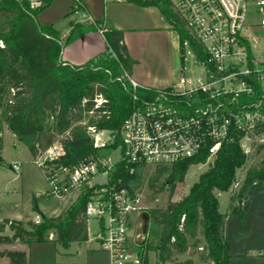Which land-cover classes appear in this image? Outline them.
I'll list each match as a JSON object with an SVG mask.
<instances>
[{
	"label": "trees",
	"instance_id": "16d2710c",
	"mask_svg": "<svg viewBox=\"0 0 264 264\" xmlns=\"http://www.w3.org/2000/svg\"><path fill=\"white\" fill-rule=\"evenodd\" d=\"M43 1L42 6L30 9L25 3L0 0V130L5 125L33 158L59 137L62 152L53 163L70 168L98 155L87 126L110 130L115 135L113 146L119 143L121 123L132 109L134 92L120 77L124 72L130 74L134 61L123 44L122 30L110 27L102 33L108 45L106 52L81 65L62 61L57 64L61 40L68 44L96 27L93 23H73L62 38L51 25L37 22L36 15L51 2ZM130 2L155 6L137 0ZM157 8L166 22L173 24L180 39L187 37L165 2L157 4ZM135 92L144 94L141 88ZM97 98L102 101L95 106ZM84 121L86 125L82 124ZM247 159L236 141L223 144L207 169L178 200H171L176 185L183 181L191 164L204 163L205 154L155 167L147 186L153 193L167 187V203L164 208L145 210L148 223L161 230L156 240L148 235L139 243L143 264L148 263L149 252L154 253L160 264H194L190 258L175 262L172 256L185 252L189 239L197 235L204 242L198 254L201 264L226 263L229 258L224 235L226 216L218 210L215 191L228 190L236 180V170ZM128 169L124 162H116L108 172V186H124L133 192L141 184V168L133 173ZM256 190H264V159L246 171L234 196L235 200H241L240 207L235 209L241 229L249 199ZM91 194L92 187H82L73 202L56 216L40 212L33 203L32 210L39 215V223L28 221L31 229H27L20 220H7L10 235L2 234L5 225L0 223V244L15 240L26 244L43 242L49 232L62 246L86 240L83 211ZM0 256L9 264H26L24 251L4 250Z\"/></svg>",
	"mask_w": 264,
	"mask_h": 264
},
{
	"label": "built area",
	"instance_id": "2783aa9c",
	"mask_svg": "<svg viewBox=\"0 0 264 264\" xmlns=\"http://www.w3.org/2000/svg\"><path fill=\"white\" fill-rule=\"evenodd\" d=\"M12 1L30 9L44 4L43 0ZM137 1L155 7L165 2L186 31L187 37L180 39L169 24L177 38L178 79L150 88L125 72L121 75L134 92L132 109L121 123L119 143L113 146L115 135L110 130L86 127L93 146L118 150L117 159L97 155L70 168L55 166L62 150L54 142L33 160L47 181V195L62 199L77 196L84 186L92 187L83 217L97 220L95 241L108 255L109 264H143L137 246L141 240L130 236V218L142 209V197L136 189L108 186L107 175L116 162H124L133 173L138 167L169 166L202 153L204 163L209 164L223 144L233 141L246 158L264 150V0ZM72 12L86 19L79 0L73 1ZM188 54L191 61L185 62ZM187 66L200 67L202 73L186 75ZM137 88L144 94L138 95ZM95 100V106L102 101ZM33 221L39 223V216Z\"/></svg>",
	"mask_w": 264,
	"mask_h": 264
},
{
	"label": "rangeland",
	"instance_id": "374dc122",
	"mask_svg": "<svg viewBox=\"0 0 264 264\" xmlns=\"http://www.w3.org/2000/svg\"><path fill=\"white\" fill-rule=\"evenodd\" d=\"M153 7V10L159 14L158 8L155 6ZM74 14L75 13L72 12V15H68L63 22L69 19L70 16L74 17L76 15ZM124 14L126 16H135V21L143 22L140 18L143 17L142 11H125ZM169 30L172 29L169 28ZM125 37L126 43L129 44L130 50L133 55H135L134 60L137 62L134 71L139 77L142 76L145 78L148 84L147 87L160 88L178 79L180 75V61L177 51V38L174 33L131 32L127 33ZM190 61L191 58L188 54L185 57V62ZM201 73L202 69L195 66H187L185 71L186 75H199ZM82 124L86 125L87 123L84 121ZM1 129L3 136L0 139V223H4L5 225L2 234L10 235L11 231L7 227V220L10 219L7 218H26L21 221L25 228L31 229V226L26 223L29 221L35 224L31 213L33 203L41 212L51 214L55 211L56 207H60L64 202L58 201L49 194H45L48 191L47 181L40 168L33 162L34 158L31 156L28 149L18 141L4 125ZM103 135L106 136V133ZM58 141L59 137H57L55 142ZM98 155L102 158L115 160L119 157V152L118 150L111 151L108 148H102L98 149ZM262 159H264V150H260L251 155L244 164L236 170V180L229 188L232 198H234L246 171ZM155 167L156 165H146L140 170L141 184L136 190L142 197V209L134 213L130 218V236L132 240L139 237L142 242L148 235L151 240H156L161 230L159 226L148 223L145 212V210L152 208H164L167 203V187H165L164 191L159 193H153L148 189L147 181L154 176ZM207 167L208 163L191 164L187 168L183 181L176 185L172 195L173 199L171 198V200H178L182 195L186 194L191 185L197 181L198 176L204 172ZM162 179L163 177L161 180ZM75 198L76 195H71L68 199L70 202H73ZM226 199L227 193L221 192L218 197L220 210L224 209ZM97 231V220L87 217V240H93L92 244L94 246L96 243L95 234ZM203 243V239L200 235L190 238L187 250L181 254H173V261L182 262L190 258L193 263H201L198 254L201 252ZM22 245H26V243L19 240H15L8 244H0V252L4 250L20 249ZM85 245L86 242L84 241L79 243L80 248H85ZM72 246H78V244H73ZM153 259L152 252H149L147 259L148 264H154ZM0 264H9V262L5 257L0 256Z\"/></svg>",
	"mask_w": 264,
	"mask_h": 264
},
{
	"label": "crops",
	"instance_id": "0c3cea01",
	"mask_svg": "<svg viewBox=\"0 0 264 264\" xmlns=\"http://www.w3.org/2000/svg\"><path fill=\"white\" fill-rule=\"evenodd\" d=\"M74 0H51L49 5L41 10L36 15V20L42 25H51L61 37H65L73 23L89 24L93 23L96 29L85 33L82 37L64 44L61 40V50L59 60L71 65H81L87 60L96 57L108 50L107 42L103 34L99 33V28H116L123 32V44L131 59L134 61L131 72L128 75L132 80L136 81L141 86H148L145 78L138 76L135 71L137 62L134 60L129 44L125 41L127 33H174V30H169L170 25L164 17L154 11L153 6H139L132 2L119 3L113 0H79L82 10L86 13V19L80 14L70 16L65 22L64 19L68 15H72V6ZM142 11L143 17H140L143 22L135 21V16H126L125 11ZM171 29V28H170ZM176 36V34H175ZM172 83V82H171ZM170 84V83H169ZM166 84L165 86L169 85ZM164 87V86H162ZM4 127H6L4 125ZM7 128V127H6ZM11 132V131H10ZM12 133V132H11ZM14 136V134L12 133ZM15 137V136H14ZM16 138V137H15ZM221 192L227 193L226 204L224 209L220 210L218 200ZM218 201V210L225 214L224 235L228 242L229 258L223 264H264V255L261 251L264 250V190H256L251 195L248 202V210L243 228H240L239 216L235 213V209L240 205L238 200L232 198L230 189L226 191H215ZM55 198V197H53ZM65 197L57 199L64 202L60 207H56L55 211L49 216H56L61 213L71 203ZM173 199V198H172ZM175 200V199H174ZM39 210V209H38ZM40 211V210H39ZM41 212V211H40ZM32 217L37 215V212L31 209ZM30 213V214H31ZM43 213V212H42ZM31 216V215H29ZM14 220H25L17 217L7 218ZM86 242L85 248H80L79 243ZM72 241L67 246H62L59 242L47 237L43 242H31L30 244L22 245L20 251L26 254V264H109L108 255L99 248V245L92 244L93 240ZM78 244V246H72ZM153 263L157 262L154 253ZM148 264V263H147ZM201 264V263H194Z\"/></svg>",
	"mask_w": 264,
	"mask_h": 264
},
{
	"label": "water",
	"instance_id": "95a60500",
	"mask_svg": "<svg viewBox=\"0 0 264 264\" xmlns=\"http://www.w3.org/2000/svg\"><path fill=\"white\" fill-rule=\"evenodd\" d=\"M57 64H62V62L60 60L57 61ZM238 204L240 205L241 204V200H238Z\"/></svg>",
	"mask_w": 264,
	"mask_h": 264
}]
</instances>
